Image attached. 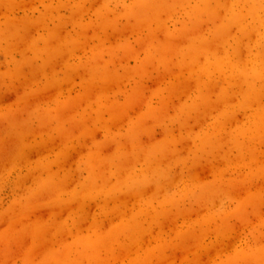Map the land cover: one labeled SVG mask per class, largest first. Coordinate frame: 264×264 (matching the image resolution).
<instances>
[{
  "label": "rangeland",
  "instance_id": "obj_1",
  "mask_svg": "<svg viewBox=\"0 0 264 264\" xmlns=\"http://www.w3.org/2000/svg\"><path fill=\"white\" fill-rule=\"evenodd\" d=\"M0 264H264V0H0Z\"/></svg>",
  "mask_w": 264,
  "mask_h": 264
}]
</instances>
